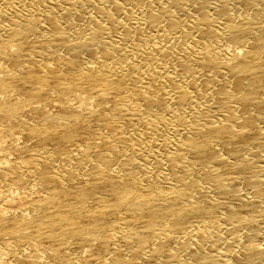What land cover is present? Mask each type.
Instances as JSON below:
<instances>
[{"label": "bare ground", "instance_id": "bare-ground-1", "mask_svg": "<svg viewBox=\"0 0 264 264\" xmlns=\"http://www.w3.org/2000/svg\"><path fill=\"white\" fill-rule=\"evenodd\" d=\"M0 264H264V0H0Z\"/></svg>", "mask_w": 264, "mask_h": 264}]
</instances>
